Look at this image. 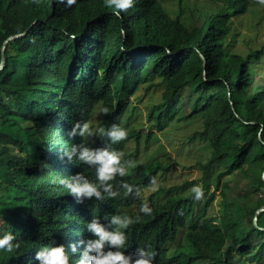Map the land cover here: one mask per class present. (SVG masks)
I'll return each mask as SVG.
<instances>
[{
	"label": "trees",
	"instance_id": "1",
	"mask_svg": "<svg viewBox=\"0 0 264 264\" xmlns=\"http://www.w3.org/2000/svg\"><path fill=\"white\" fill-rule=\"evenodd\" d=\"M30 1L20 3L27 10L53 8L49 0ZM204 1L209 6L197 2L191 9L180 1L172 17L159 0H136L128 11L130 16L127 12L116 16L104 0H77L70 7L65 0V7L56 6L58 11L53 14L65 25L57 34H30L9 44L0 72V191L9 192L11 183L21 177L35 198L25 219L15 221L10 216L11 227L0 231V237L10 232L21 243L13 253L0 252V264H25L27 252L47 246L50 232H70L69 213L62 204L71 198L62 185L59 193V175L53 172L43 139L52 124L51 115L67 106L74 91L86 94L82 104L87 109L99 108L103 125L119 126L125 101L141 86L163 88L161 101L149 110L150 128L162 131L174 122L200 119L203 128L187 140L199 141L205 154L193 166L200 172L202 198L197 200L191 192L182 198L176 195L159 209L154 207L149 220L141 217L136 223L153 231L146 232L144 241H135L134 246L156 252L155 259L162 264H264V211L257 216L264 207V75L258 71L264 62V44L247 53L234 51L240 37L234 21L253 5L249 0ZM1 9L0 1V13ZM19 15L21 12L15 17ZM18 30L0 15V40ZM71 36L76 50L57 48L72 41ZM60 54L62 59H73L76 54L88 59L83 63L54 58L42 61L46 55ZM91 54L96 60L90 59ZM39 65L43 70L50 67L46 71L60 65L58 89L49 91L47 98H39L43 81H34ZM70 68L78 69L77 74ZM56 76L52 72L54 79ZM92 91L96 94L91 95ZM185 92L188 99L180 104ZM104 107L110 114L102 113ZM65 112L71 113V106ZM143 128L128 130L125 141L110 146L126 147L131 141L141 144ZM20 133L25 138H19ZM98 138L107 142L100 134ZM35 144L40 145L38 150ZM22 152L27 154L21 159L23 169L20 176L14 175L6 162L20 159ZM127 154L124 158L134 161L136 167L112 182L117 187L123 180L143 192L153 177L170 171L165 156L140 162L133 150ZM44 163L48 166L42 168ZM81 169L88 173L86 165L71 168L74 172ZM28 172L34 174V180L27 177ZM216 191L220 192L218 208ZM134 199L135 192L128 196V200ZM102 210L97 208V215Z\"/></svg>",
	"mask_w": 264,
	"mask_h": 264
},
{
	"label": "clouds",
	"instance_id": "2",
	"mask_svg": "<svg viewBox=\"0 0 264 264\" xmlns=\"http://www.w3.org/2000/svg\"><path fill=\"white\" fill-rule=\"evenodd\" d=\"M0 1L2 2L0 15L4 17L9 25L16 26L19 29L13 34H7L0 40L1 72L6 64V49L11 42L30 34L44 35L45 33L51 34L52 31H56L57 34L65 26L53 15L58 11L56 6H64L65 0H49L52 9L33 7L29 10L20 1L31 2L30 0ZM192 1L193 6L197 2L209 6V3L204 0ZM249 1L253 5L238 18L251 16V11L254 8L264 4V0ZM76 2L77 0H66V6L70 7ZM135 3L136 0H104L105 6L111 8V10L113 9L116 16H120L122 12H127V16H130L128 11L134 7ZM185 4L189 6L186 0ZM189 8L193 7L189 6ZM165 9L167 8L165 7ZM20 12L21 15L15 17V14ZM71 38L72 41L68 40V43L57 48L64 51L76 50V40L72 36ZM92 50L93 48H91L90 53L93 52ZM169 55L172 54L169 52ZM2 56L4 57L3 60ZM72 57L73 59L70 56H68V59H62L61 54L54 57L46 55L42 61L50 62L54 58L58 61L72 60L83 63L84 60L88 59L87 55L84 57L76 54ZM39 59L36 57V60ZM90 59L96 60V57L91 54ZM39 68V75L36 74L34 81L36 83L43 81L44 87L40 86L39 90L40 94L47 98L49 91H57L56 89H58L59 84L56 81L60 65L51 69L57 75L55 79L52 77L51 70L46 71L50 67L47 66L43 70L42 65H39ZM70 70L72 73L76 72L77 74L78 69L70 68ZM40 72H44V74H40ZM76 74L73 77L75 79ZM37 77L41 79L37 80ZM89 87L90 85L87 89ZM90 94L95 95L96 92L92 91ZM85 97L86 94L80 95L74 91L71 92L66 106L67 108L71 106V113H66V107H63L58 114V108L51 115L53 118L51 126L49 128L45 126L48 131L43 137L44 144L49 147L50 156L48 160L53 172L59 175L57 182L59 193L60 185H62L71 198V202L62 204L63 209L69 213L70 232L62 234L58 232L52 234L50 232V238L46 239L47 246L40 250L27 252L25 264H30V262L33 264L34 261H36V264H162L158 259H155L156 252L144 247L136 248L134 244L135 241L143 242L146 232L153 231L150 227H143L136 223L140 221L141 217L144 220H149L153 215L155 209L152 203L153 195L156 192L158 194L165 191L168 186L159 187L150 196L146 195V190L152 185L155 186L157 181L164 176H158L157 179L153 177L150 182L151 186L146 187L143 192H140V188L123 180L118 187L112 183L118 177L128 176L130 169L136 167L134 161L124 158L129 151H132L129 148V143L126 147L121 145L112 148L110 146V144H119L128 137L127 131L129 129L124 124L132 112V107L128 101L132 97L125 101V111L119 126L116 124L112 126L103 125L100 121L99 108L93 111L90 107L87 109L82 104ZM101 111L104 115L110 114L107 107H104ZM35 113H39V111L35 110ZM28 125L30 126V123ZM103 128H107V130ZM37 133L39 132L37 131ZM27 134L29 138V133L27 132ZM98 134L102 138H106L107 142L101 141ZM19 138L25 137L20 133ZM20 155V159L6 162L7 169L18 176H20V171L23 169L21 159H25L27 154L22 152ZM78 164L80 166L86 165L88 173L82 169L75 172L71 170L72 167ZM47 166L44 163L42 168ZM26 175L29 179L34 180V174L28 172ZM261 179H264V175L261 176ZM8 188L10 189L9 192L0 191L3 192L0 194L1 232L11 227L10 216H13L12 219L16 218L15 221L25 219L29 212H32L33 199L35 198V193L32 194L27 190L28 187L21 177L13 181ZM191 191L195 193L197 200L202 198L203 192L200 187H194ZM133 192H135V199L130 201L128 196ZM149 198L150 202L147 204ZM99 207H103V210L97 215V208ZM20 247L21 243L16 241L14 234L9 232L0 237V252L13 253Z\"/></svg>",
	"mask_w": 264,
	"mask_h": 264
},
{
	"label": "rangeland",
	"instance_id": "3",
	"mask_svg": "<svg viewBox=\"0 0 264 264\" xmlns=\"http://www.w3.org/2000/svg\"><path fill=\"white\" fill-rule=\"evenodd\" d=\"M164 5L169 13L175 15V11L179 8L180 1L185 6V0H159ZM190 7H193L192 0H186ZM189 6H185L189 8ZM200 10V9H199ZM202 11V10H201ZM235 28L240 31V37L237 39L239 43L234 49L238 53H247L251 49H255L264 44V4L256 7L251 11V16H241L234 21ZM232 28V29H235ZM258 71L264 75V62L258 67ZM259 78V77H257ZM147 86H141L136 92L135 96L129 99L132 112L129 118L125 121V126L129 130L138 128L143 125V135H145L141 144L136 145L131 141L129 148L134 151L135 158L139 161H150L158 158H165L163 160L169 161L170 171L161 179L157 181L155 186L149 187L146 190V195L150 196L159 187L168 186L163 192L153 195L152 203L156 208L165 206L171 199L186 197L191 193L194 187H200L198 183V176L200 172L193 166L196 165L197 160L204 158L205 149L199 141L189 143L187 137L194 132L203 128L202 120L181 121L179 124L172 123L167 125L165 129L159 131L156 128H150L149 110L152 105L158 104L161 101L163 88L146 89ZM250 93V87L248 90ZM42 94H40L41 98ZM188 99V94L185 92L182 95L183 104ZM180 113L183 110L180 109ZM153 131V137L147 140V134ZM37 150L40 145L35 144ZM189 181L191 185L185 186L183 182ZM178 185V186H174ZM174 187L173 191L170 189ZM214 189V188H213ZM215 205L219 207L220 192L216 191ZM264 195V193H263Z\"/></svg>",
	"mask_w": 264,
	"mask_h": 264
},
{
	"label": "water",
	"instance_id": "4",
	"mask_svg": "<svg viewBox=\"0 0 264 264\" xmlns=\"http://www.w3.org/2000/svg\"><path fill=\"white\" fill-rule=\"evenodd\" d=\"M3 59H4V57L2 56V60H3ZM262 211H264V208L259 209L258 212H257V215H258L259 213H261ZM254 224H255V226H256L257 228H259V226L257 225V218L254 219ZM259 229H260V228H259Z\"/></svg>",
	"mask_w": 264,
	"mask_h": 264
}]
</instances>
